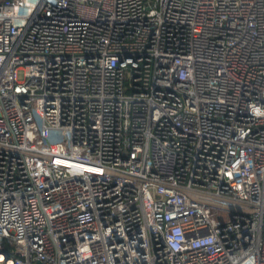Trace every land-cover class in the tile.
I'll list each match as a JSON object with an SVG mask.
<instances>
[{
    "label": "built area",
    "instance_id": "1",
    "mask_svg": "<svg viewBox=\"0 0 264 264\" xmlns=\"http://www.w3.org/2000/svg\"><path fill=\"white\" fill-rule=\"evenodd\" d=\"M0 264H264V0H0Z\"/></svg>",
    "mask_w": 264,
    "mask_h": 264
},
{
    "label": "rangeland",
    "instance_id": "2",
    "mask_svg": "<svg viewBox=\"0 0 264 264\" xmlns=\"http://www.w3.org/2000/svg\"><path fill=\"white\" fill-rule=\"evenodd\" d=\"M217 218H220L221 220H225L227 216L225 214L223 216L218 215Z\"/></svg>",
    "mask_w": 264,
    "mask_h": 264
}]
</instances>
